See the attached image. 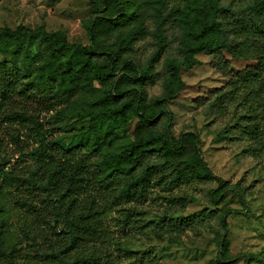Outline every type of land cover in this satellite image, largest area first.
<instances>
[{
  "label": "trees",
  "instance_id": "1",
  "mask_svg": "<svg viewBox=\"0 0 264 264\" xmlns=\"http://www.w3.org/2000/svg\"><path fill=\"white\" fill-rule=\"evenodd\" d=\"M89 5L94 17L83 24L88 46L43 27L0 30V54L8 57L0 61V96L68 102L79 91L84 95L74 109L84 124L70 137L46 136L36 116L11 114L30 125L35 147L18 154L33 168L18 178L8 169L14 163L3 158L0 178L25 184L51 217L28 201L22 204L52 232L62 226L66 237L57 247L47 243L41 249L22 231L42 264H97L95 254L75 251L77 231L93 229L89 211L73 206V195L88 178L110 191L113 206L144 199L152 180L166 191L191 187V195L207 207L220 203L227 182L212 173L192 134L171 138V115L164 106L183 92L181 71L196 67L199 55L208 56L227 82L194 104L212 118L210 126L225 123L228 148L254 142L259 149L251 151L264 159V0H141L142 13L128 11L121 0H89ZM231 61L245 66L234 71ZM131 125V138L118 143ZM167 201L155 220L124 207L122 223L174 245L185 231L208 224L219 247L227 248L231 211L204 208L184 215L186 196ZM4 225L0 216V264H16L14 249L3 242ZM121 251L135 255L129 264L158 262L149 250L139 254L124 246Z\"/></svg>",
  "mask_w": 264,
  "mask_h": 264
},
{
  "label": "rangeland",
  "instance_id": "2",
  "mask_svg": "<svg viewBox=\"0 0 264 264\" xmlns=\"http://www.w3.org/2000/svg\"><path fill=\"white\" fill-rule=\"evenodd\" d=\"M128 11L144 12L141 0H121ZM94 17L89 0H0V30H15L25 26L32 30L43 27L46 32L62 33L69 43L89 45L83 24ZM7 55L0 54V61ZM199 64L189 71H181L185 84L183 92L164 106L171 115L169 134L178 139L180 134H192L196 138L197 149L212 173L227 182L226 193L217 206L208 207L192 196L193 189L184 186L179 189L164 190L154 180L147 188L144 199L121 206L110 204V191L99 190L88 178L73 195L75 209L87 210L92 230L77 231L78 241L75 251L95 254L97 264H129L134 254H126L121 247H129L133 252L148 251L158 259L156 264H264V159L258 154L259 146L254 142L236 148H228L222 134L225 123L220 120L210 126L212 118L194 104L210 92L226 84L227 79L212 67L211 59L202 54L197 56ZM245 63L231 61L230 68L241 70ZM100 89L98 83L94 88ZM82 92L68 102L63 100L44 101L39 97L20 98L0 96V162L11 160L8 169L18 178H25L33 166L21 162L19 149L28 153L35 147L30 125L11 118L14 112H25L38 118L46 136L70 137L84 122L78 120L75 102L83 97ZM235 117L232 115L230 122ZM132 125L119 134L118 143L130 139ZM17 161V162H16ZM0 216L4 219L3 242L14 249L13 262L16 264H42L31 250L29 239L34 237L41 249L47 243L54 247L63 244L66 237L62 226L52 232L36 213L24 206L28 201L40 209L47 220L50 213L40 198L20 182L3 181L0 178ZM186 196L188 205L184 215L200 210H229L227 218V248L221 249L218 237L211 232L208 224L197 229H189L180 237L181 243L174 245L156 236H145L122 223L123 208L132 206L141 210L147 220L156 219L158 213L169 205L168 197ZM148 249V250H147ZM1 259V257H0ZM4 264V263H3Z\"/></svg>",
  "mask_w": 264,
  "mask_h": 264
}]
</instances>
